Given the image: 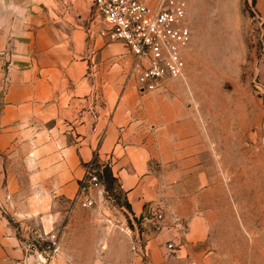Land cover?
Here are the masks:
<instances>
[{
    "label": "crops",
    "instance_id": "0c3cea01",
    "mask_svg": "<svg viewBox=\"0 0 264 264\" xmlns=\"http://www.w3.org/2000/svg\"><path fill=\"white\" fill-rule=\"evenodd\" d=\"M95 17L92 0H0V264L38 262L19 223L36 219L49 231L73 213L95 157L111 164L134 217L145 222L146 257L134 251L129 264H212L210 233L230 206L223 176L235 200H253L255 146L233 142L253 139L251 127L205 131L204 99L141 92L128 78L134 59L125 45L90 35ZM262 36L264 48V28ZM224 38L215 48L218 70L241 67L251 50L237 38L232 53ZM196 40L191 33L186 71L198 62ZM254 70L263 82L264 52L251 53L247 72ZM242 151L250 155L239 180ZM153 210L164 216L158 234L149 230ZM58 247L54 264H75Z\"/></svg>",
    "mask_w": 264,
    "mask_h": 264
},
{
    "label": "rangeland",
    "instance_id": "374dc122",
    "mask_svg": "<svg viewBox=\"0 0 264 264\" xmlns=\"http://www.w3.org/2000/svg\"><path fill=\"white\" fill-rule=\"evenodd\" d=\"M177 1L186 5L187 23L193 37L197 39L198 62L187 71L184 68V79H167V82L171 80L168 83L164 81L161 87L153 92V99L161 96H172L173 99H204L202 115L205 131L219 130L220 124L222 129L225 126L226 129H238L239 132L243 128L251 127L253 139H250L249 135L246 136L248 139L241 135L242 138L233 142L236 144L251 142L255 146L253 200L246 201L244 194L242 197L238 195V200H235L228 191V184L223 176V187L228 194L230 206L224 207L223 204L224 214L218 217L217 224L213 226L215 230L210 233L209 244L210 250H213L215 245L218 254L212 264H263L264 99L255 87L256 82L262 81L255 75V70L254 73H248L247 70L251 53L255 59H259L264 52L262 42L264 9L259 7V0ZM221 33L232 53H238L237 38L247 50H251L247 55V61L243 60L241 67L234 68L233 65H228L224 71L218 70L215 48ZM189 76L193 79L191 84L195 92L194 98L186 87ZM217 105L224 109L220 117L215 108ZM206 137L208 143L207 133ZM249 155L250 153L245 151L239 152L237 158L239 167L234 173L239 180L244 175L242 168L244 156ZM102 164L99 172L103 173ZM91 172L96 175L98 170L91 169ZM83 192L84 196L93 201V205L91 207L82 203L77 205L73 213L59 217L52 230H43L41 222L36 219H24L23 226L19 223L21 226L18 231L19 237L28 243L34 252L38 261L35 264H54L55 256L60 254L58 247L60 243L64 252H71L74 255L75 264H90L91 260L94 264L132 262L134 247L138 242L144 241L142 233L145 222L134 217L119 182L111 185L99 178L98 182L89 185ZM247 210L249 213L246 215ZM70 224L73 227L71 231L66 232L65 227ZM249 227L251 232L246 231Z\"/></svg>",
    "mask_w": 264,
    "mask_h": 264
},
{
    "label": "built area",
    "instance_id": "2783aa9c",
    "mask_svg": "<svg viewBox=\"0 0 264 264\" xmlns=\"http://www.w3.org/2000/svg\"><path fill=\"white\" fill-rule=\"evenodd\" d=\"M95 17L92 37L109 43H122L133 56L128 77L134 78L141 92L157 91L167 79H184L183 53L191 41L186 5L177 0H92ZM264 50V49H263ZM264 99V83L256 82ZM87 167L85 188L98 182V174ZM91 207L93 201L84 196L81 202ZM164 216L153 210L148 222L152 234L163 231ZM144 241L134 251L146 257ZM169 250H174L172 244ZM264 264V263H263Z\"/></svg>",
    "mask_w": 264,
    "mask_h": 264
},
{
    "label": "trees",
    "instance_id": "16d2710c",
    "mask_svg": "<svg viewBox=\"0 0 264 264\" xmlns=\"http://www.w3.org/2000/svg\"><path fill=\"white\" fill-rule=\"evenodd\" d=\"M104 166V172H99L100 166H101V162L98 160L97 157H95V160L87 167H91L94 170H98V176L102 181L105 182H109V184H113L115 182H119L117 178H115L112 168H111V164L110 163H103L102 164ZM104 174V175H103ZM129 206V204H128ZM130 208V206H129Z\"/></svg>",
    "mask_w": 264,
    "mask_h": 264
}]
</instances>
